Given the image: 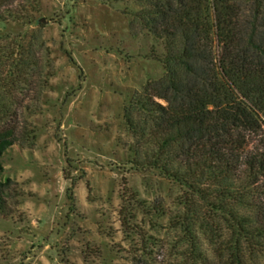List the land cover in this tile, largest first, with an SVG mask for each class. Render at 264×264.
Wrapping results in <instances>:
<instances>
[{
	"label": "rangeland",
	"instance_id": "rangeland-1",
	"mask_svg": "<svg viewBox=\"0 0 264 264\" xmlns=\"http://www.w3.org/2000/svg\"><path fill=\"white\" fill-rule=\"evenodd\" d=\"M137 10L30 0L22 13L35 23L0 22V38L20 39L30 63L3 103L29 138L1 161L0 264H182L168 225L180 187L131 164L146 143L127 124L131 99L163 74L161 42L130 30Z\"/></svg>",
	"mask_w": 264,
	"mask_h": 264
},
{
	"label": "trees",
	"instance_id": "trees-1",
	"mask_svg": "<svg viewBox=\"0 0 264 264\" xmlns=\"http://www.w3.org/2000/svg\"><path fill=\"white\" fill-rule=\"evenodd\" d=\"M127 1L139 7L132 34L163 47L162 76L133 95L126 114L146 142L132 147L131 164L180 187L168 225L182 264H206L203 242L217 264L264 262V0ZM29 3L0 0V22L35 23L22 13ZM24 54L20 39L0 38V212L2 158L29 138L3 108L30 64Z\"/></svg>",
	"mask_w": 264,
	"mask_h": 264
}]
</instances>
